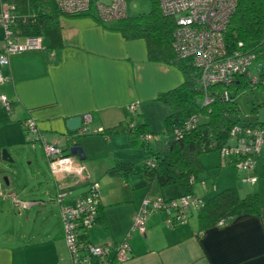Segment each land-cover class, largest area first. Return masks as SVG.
<instances>
[{
    "label": "crops",
    "instance_id": "1",
    "mask_svg": "<svg viewBox=\"0 0 264 264\" xmlns=\"http://www.w3.org/2000/svg\"><path fill=\"white\" fill-rule=\"evenodd\" d=\"M2 7L0 0V12ZM60 22L61 46L52 47L43 39L42 50L12 54L9 63L0 67L6 79L0 82V95L12 101L10 112L0 103V151L39 145L44 161L35 154L34 161L29 160L30 169L23 174L0 169V264H72L56 195L59 190H69L64 203L74 205L93 182L98 183L100 208L88 240L113 246L127 240L131 246L126 261L112 264H264V142L255 169L256 182L245 180L246 171L221 161V172L209 186L210 177L203 173L207 166L202 162L205 170L194 180L191 192L201 202L190 208L186 222L168 227L167 214L156 212L146 218L145 233L133 230L134 216L145 197L176 198L185 194L184 188L174 184L172 192L164 191L137 165L134 174H110L117 158L134 163L126 154H117L118 149L132 143V136L98 130L127 123L128 107L137 103L136 124L146 123L157 131L161 124H156L155 117L160 114V119L161 115L166 118L169 112L157 97L180 86L184 75L173 64L149 59L144 39L125 38L115 28L116 22L103 23L94 11L66 14ZM5 39V30L0 28V55ZM86 114L91 117L84 124L88 134L75 141L87 156L81 160L69 155L72 142L67 141L65 121ZM29 118L37 122L43 140L63 147L64 154L70 156L67 165L54 169L43 142L28 141L24 122ZM153 136V141L138 139L148 144L147 155L166 149L160 137ZM230 187L240 196L258 192L261 214L236 216L201 230V205L211 194ZM12 193L26 204H16Z\"/></svg>",
    "mask_w": 264,
    "mask_h": 264
},
{
    "label": "trees",
    "instance_id": "2",
    "mask_svg": "<svg viewBox=\"0 0 264 264\" xmlns=\"http://www.w3.org/2000/svg\"><path fill=\"white\" fill-rule=\"evenodd\" d=\"M2 2L11 9V26L19 38L40 36L47 39L52 47L61 46L60 18L67 13L58 8L55 0ZM115 28L127 39H144L149 59L175 65L182 71L184 82L157 97L169 110L163 132L157 134L146 123L136 124L131 128L128 122H122L113 129L104 130L103 134L123 131L132 136L133 144L141 143L145 148H149L148 144L138 139L146 134L158 135L162 143L166 144V149L149 152L143 161V172L157 180L163 188L181 184L185 194L191 193L194 180L205 170L201 161L202 154L218 151L229 143L234 125L263 123L245 118L233 95L251 88V73L238 75L229 86L215 84L205 89L201 83L199 69L190 60L182 58L176 50V21L164 14L157 1L150 12L128 15L116 21ZM224 39L228 54L242 50L254 55V60L264 62V0H238ZM240 43L242 46H239ZM257 77L259 84L264 85V63ZM225 89L229 90L228 97L223 94ZM205 97L212 99L208 105L203 103ZM257 106H264V102L258 103ZM195 115H199L196 126L185 128V122ZM149 157L154 159V167L145 165ZM137 170L135 163L117 158L115 165L108 172L128 176ZM262 209L263 204L258 192L240 196L235 187L226 188L215 192L200 207V229L213 227L222 220L227 222L230 218L240 215L259 216ZM87 234L84 235L85 238H88Z\"/></svg>",
    "mask_w": 264,
    "mask_h": 264
},
{
    "label": "built area",
    "instance_id": "3",
    "mask_svg": "<svg viewBox=\"0 0 264 264\" xmlns=\"http://www.w3.org/2000/svg\"><path fill=\"white\" fill-rule=\"evenodd\" d=\"M159 3L164 14L176 21L177 29L174 45L178 54L190 60L199 69L201 83L204 88L215 84L229 86L238 75L250 72L254 55L244 51H235L228 54L225 44V31L231 16L236 11L238 0H155ZM58 8L67 14H85L94 11L97 18L103 23H111L128 16L127 0H55ZM11 9L3 3L0 12V28L6 33L5 46L0 55V67L9 63L10 56L15 53L36 51L43 49V38L28 36L20 38L14 33L12 26ZM242 46V43L239 44ZM6 79L0 73V82ZM264 84V82H263ZM228 97L229 90L223 93ZM212 99L205 97L203 103L208 105ZM1 105L10 112L12 101L5 94L0 95ZM138 104L128 107L129 127L136 125ZM89 120V114L85 115ZM199 115L191 117L185 122V128H194ZM27 139L42 141L44 153L54 169L67 165L70 156L64 154L62 146L43 140V136L34 118L24 122ZM98 132L103 133L100 128ZM154 136L146 134L141 136L144 141L153 140ZM264 142V122L254 124H236L230 133V142L220 148L222 162L234 166L237 171H246L245 180L252 183L258 177L255 173L257 160L261 155ZM147 167H154L155 161L149 157L145 161ZM1 186V182H0ZM70 191L59 190L56 202L59 206L64 240L72 264H112L123 262L129 258L130 243L125 240L120 245L94 244L84 235L94 227L100 208L99 187L97 182L90 184L86 195L79 197L74 205H67L64 200ZM16 204L24 205L17 199L16 194H10ZM199 199L193 193H186L176 198L145 197L134 216L133 230L145 233L146 218L156 212L167 214L168 227L186 222L190 208L199 205ZM201 202V201H200ZM203 205V204H202ZM201 205V206H202ZM225 222L222 220L220 225Z\"/></svg>",
    "mask_w": 264,
    "mask_h": 264
},
{
    "label": "rangeland",
    "instance_id": "4",
    "mask_svg": "<svg viewBox=\"0 0 264 264\" xmlns=\"http://www.w3.org/2000/svg\"><path fill=\"white\" fill-rule=\"evenodd\" d=\"M155 0H127V13L129 16H135L142 13H148L152 10L154 6ZM263 63L261 60H254L250 66V73H251V88H246L239 92L238 94L234 93L236 102L239 104L242 113L245 118H249V120L256 122L258 120L264 121V106H257L258 103L264 102V85L259 84V78L257 77L259 75L260 68L263 66ZM259 84V85H258ZM255 86V87H253ZM253 87V88H252ZM161 103V102H159ZM162 104V103H161ZM255 109V110H254ZM165 117H162L160 119L155 117V122L157 125H160L157 127V131H155L157 134L164 131V121ZM163 120V121H162ZM119 134H126L123 131L116 132ZM88 134V133H87ZM132 141V140H130ZM153 141V140H152ZM35 144H40V141H29ZM29 144V143H28ZM25 144V145H28ZM9 148V147H8ZM164 148V147H163ZM39 145H36L33 149V146H27L25 147H10V154L12 158L14 159L13 163L4 161L0 155V169L7 170L10 169L11 171L15 170L19 173L22 172V174L25 172V170L30 169V161H34L35 154L38 155V159L42 160V154L41 150H39ZM146 148L139 144H132L130 143L128 147L120 148L118 149L117 154H126L129 158L132 159V161L143 171V161L146 157ZM104 157L100 158V161H102ZM30 160V161H29ZM201 160L206 164L207 170L203 172L204 174L208 175L210 178L208 179L209 186H212L211 184L215 179H217L218 175L221 172V154L219 151H211L207 152L201 155ZM197 189L196 192L199 194L200 186L198 183H196ZM164 191H170L172 192L173 186H167L164 187ZM214 194V193H213ZM211 194V196L213 195Z\"/></svg>",
    "mask_w": 264,
    "mask_h": 264
},
{
    "label": "water",
    "instance_id": "5",
    "mask_svg": "<svg viewBox=\"0 0 264 264\" xmlns=\"http://www.w3.org/2000/svg\"><path fill=\"white\" fill-rule=\"evenodd\" d=\"M89 121L90 119L87 120L85 118V115L84 116L82 115L72 116V117L67 118L65 121L66 128L68 131L67 141L72 142L70 143V146H69V155L78 156L81 160L86 159L87 156L85 154L84 147L76 143L75 141H77L78 139H80L81 137H83L84 135L88 133L87 127L84 124L89 123ZM28 141H31V140H28ZM36 141H39V140H36ZM0 155L4 161L10 162V163L14 162V159L12 158L8 148L1 149Z\"/></svg>",
    "mask_w": 264,
    "mask_h": 264
}]
</instances>
